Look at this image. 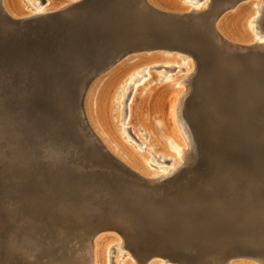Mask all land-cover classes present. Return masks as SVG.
Listing matches in <instances>:
<instances>
[{
    "label": "water",
    "instance_id": "1",
    "mask_svg": "<svg viewBox=\"0 0 264 264\" xmlns=\"http://www.w3.org/2000/svg\"><path fill=\"white\" fill-rule=\"evenodd\" d=\"M149 50L192 56L195 78L201 77L191 92L208 97L183 111L197 145L196 164L187 177H173L160 189L140 183L107 155L80 105L81 89L98 73L127 53ZM239 53L220 49L213 20L184 19L144 0H80L21 22L0 8V119L12 120L31 139L40 175L47 172L49 187L67 204L100 221L122 217L128 239L157 250L140 260L158 255L210 264L262 255L264 230L242 229L262 215L243 199L261 206L258 195L264 194V115L255 119L252 110L264 98L257 83L264 82V61ZM237 76L254 83L227 100ZM35 186L48 188L43 181Z\"/></svg>",
    "mask_w": 264,
    "mask_h": 264
},
{
    "label": "bare ground",
    "instance_id": "2",
    "mask_svg": "<svg viewBox=\"0 0 264 264\" xmlns=\"http://www.w3.org/2000/svg\"><path fill=\"white\" fill-rule=\"evenodd\" d=\"M78 1L80 0H45V1L42 0L43 4H41L42 6H39V4L36 3V0H32L31 3L35 4V6L34 9L30 11L32 13H29V12H25L23 6H21L20 0H0V8L3 9L4 13L8 15L12 21L21 22L23 20H31L35 17H41V16L46 17V15L48 14L60 13L61 11L70 7L72 4ZM202 1L204 2L198 8H192L190 6H189L190 8H186L182 6L180 3H178L177 0H144V2L148 6L157 9L158 11L169 13L172 15L177 14L179 17H182L184 19H189L191 17H194V19L201 21L207 20L210 22L211 20H213V29L217 38V43L221 50H227L231 52L233 55H236L237 57L240 56L239 52L241 51L243 53H246L247 57H253L259 61H264V40L263 41H258L257 39L254 40L257 37L256 36L257 33L256 35H254L255 34L254 31L252 32L254 33L253 35L256 36L255 38H253L252 34L248 32L246 29V23L247 22L251 23V21H253L255 23V29L258 30L259 31L258 33L264 37V6H263L264 1L263 0L260 1L259 0H202ZM261 26H263L262 29ZM159 52L160 51L158 50H149V51H137V52L127 53L126 55L122 56L121 58L113 62L108 68L98 73L88 83L87 87L85 89H81L80 91L81 115L84 117L85 122L87 123V127L91 131L92 135L99 142V144L102 146L104 151H106L107 155L115 162H117L121 167L128 170L132 174L134 179H136L140 183L142 182L145 183V185L148 187H152L155 189L162 188L163 185L169 183V180L173 177H178L180 175H185V174H187L186 175L187 177L191 167H193L196 164L197 155H198L197 145L194 140V135L183 115L184 101L192 91L193 80L195 79L198 70V65L196 61H194L192 56L190 55H184L185 57L183 56L184 59L182 60L185 62V65L188 66L185 69L187 74L183 79L181 78L178 80L177 85H179V88L177 92L173 91L176 92L175 101H173L172 106L170 107L171 108L170 112H168L169 110L165 106L169 98L168 95L170 94L171 91V89H169L167 86L166 89L163 91H161L160 88L155 89V91L151 92L147 96V98L142 102L140 100V96L143 94V92L146 89L142 91L141 88H137L136 86H134L133 89L130 91V95L129 93L126 95V98L128 97L127 100H121L122 96L124 95V91L128 87V85L124 86V83H126L128 79H130V81L136 79L133 78L132 76L133 74H135L138 71L139 73H142L140 75L141 77L140 79H144L149 76L147 72L145 73L143 72L146 68L140 69L142 66H146V65H142V62L144 61V57L145 58L151 57L150 59H152L156 55H159ZM166 53H170L169 54L170 56H167L168 60H166L165 62L166 64L169 65L168 66L162 65L161 67H163L164 70L167 72V74H169L171 72H175V67L173 64L177 63L175 59H178V57L175 56L174 53L176 52L174 51L166 52ZM124 64L132 65V66L123 68ZM177 65L180 66V64ZM140 79L138 78L136 80L139 82V84H142L140 83L141 81ZM123 81L125 82L121 85L120 87L121 91L120 93L118 92V96L115 99L114 96L117 93L118 90L117 87ZM150 83L151 82H149V84ZM86 89H89L87 98L85 92L88 90ZM97 89L100 91L98 94L99 96L90 97L89 99L90 105L88 106V98L90 95V90H91V94H93ZM143 96H145V93L143 94ZM106 97H108L107 103L105 101ZM113 99L117 104L115 123L116 124L119 123L118 114L120 111L122 115L123 123H125V125H127L128 127L130 126L131 128V131L130 129H123V131L125 133H128L131 139H133L134 142L137 144V146L140 147L144 146V144L138 137L137 131H140L144 133V135H147V138L149 139V146L155 147L153 148V150H148L150 151V153L152 152V158L150 160L152 162H156L158 158H169L171 161L169 163L168 170H161L160 172L158 171V173L148 172L146 169H143V166L136 160L131 159L132 164H130L129 162H126V160L116 157L113 151L110 149V147L107 144H105L106 139H109L110 141L115 143L113 136H111L112 134L111 131H113V128L111 125L112 122H111L110 110H111V102H113ZM137 100H139V102ZM125 101H127L126 102L127 104L124 107V109L121 110L119 108V103L121 102L124 103ZM140 104H143V107L145 105L148 106V117L146 119V122H143L140 118L141 117L139 115L140 112H138L139 109L138 106ZM105 105L107 109L106 112H104ZM142 109L140 110L142 111ZM168 114L170 118H168L169 117ZM117 129L119 128L117 127ZM172 129H174V131ZM157 131L161 139H163V141H165L166 144H168L172 149L178 150L179 158H180L179 162L176 161L174 157L167 155L168 153L167 148H164L165 154L163 151L160 152L158 150L156 146H161V144L157 143V140L159 139L157 136ZM98 133H100L101 136ZM137 139H139L140 141ZM117 144L119 145V140H117ZM33 147L34 145L31 139L25 138L23 133L21 134L20 132H18L14 128V122L12 120L0 119V191L5 190V188L10 186L11 184H14L19 187L20 185H22V183H26L27 186L30 187L29 189H31L35 184L38 183V181L45 182L50 180V176L47 174V172H44L42 173V175H40L39 170L37 169L38 166L36 167V165H38L39 160L35 159L33 155ZM121 148H122L121 150L122 152L125 151V153L127 152V154L131 153L125 147L121 146ZM162 163H168V161H165L163 159V162L161 160L160 164ZM26 174H29V176L27 177ZM14 194L17 195V192H14ZM5 196H8V194H5ZM259 198L261 197L259 196ZM263 200L264 199H262V201ZM262 201H261L262 203L261 206L255 204L254 201L248 203V205L250 206L249 209H252L253 211H257V212L260 211L262 215L258 216L261 217V219L257 218V221L253 223L250 227L249 225H246V228L242 229L243 233L245 232L250 233L251 228H257L259 231L261 229L264 230V207H263L264 202ZM61 202L67 204L65 199L62 200ZM6 207L7 206H5V208ZM56 207L58 206L56 205ZM81 212L82 211L80 210L79 211L76 210L73 217L74 219L76 218L79 224L82 222H86L88 220L87 217L91 218L87 214ZM28 213H32V212H28ZM29 217L28 219L31 220L32 218L30 219ZM122 219H123L122 217L120 218L112 217L109 219V221L107 220L108 222L106 224L94 228V230L91 233L85 236L84 240L79 238L76 241L77 245L76 248L74 247L75 250L65 251V254L67 255L66 259L68 260L70 259L69 260L70 263L68 264H110V262L108 263V261L110 260L111 253H113L115 256L114 257L115 263L113 264H118V259H117L118 252L119 253L124 252V254H122L121 256L122 257L127 256L132 260L129 262H124L123 264H188L184 261H173L167 257H162L158 255L152 256L146 261L140 260L139 259L140 257L136 255L131 244L129 243L130 240L128 239L125 231L126 222ZM253 219H255V217L247 218V220H253ZM32 223L34 224L35 221L34 222L32 221ZM23 226L28 231L31 229L33 225H29V223L28 224L25 223V225L24 223L19 224V228L20 227L22 228ZM36 229H34V231ZM15 232L17 233V231ZM22 233H24V231H22ZM18 234L20 235V230H18ZM48 234L50 235L49 232ZM14 235L12 240L10 239L11 241L14 240V243L8 241L9 243L6 245L5 248H3L5 257L6 256L8 258L11 257L14 250L24 251L25 248L23 249V245L27 243L28 244L26 248L30 250V254L39 253L38 252L40 250V249L38 250L39 246L38 244L33 243L34 239L32 238L33 242L29 241V239H31L30 238L31 235L28 236L29 237V239L27 238L28 240L25 239V237H23L22 241L18 240L20 242L16 240V235L15 236ZM72 242L75 243V241ZM29 244H31L32 246ZM49 250L51 249L49 248ZM43 253H45V251ZM66 261L67 260H65V263ZM0 264H2L1 261ZM210 264H264V254L262 255L238 254L229 257L228 259L223 261L221 260L213 261Z\"/></svg>",
    "mask_w": 264,
    "mask_h": 264
},
{
    "label": "rangeland",
    "instance_id": "3",
    "mask_svg": "<svg viewBox=\"0 0 264 264\" xmlns=\"http://www.w3.org/2000/svg\"><path fill=\"white\" fill-rule=\"evenodd\" d=\"M195 1L194 0H191V1H189V0H177L178 3H180L182 6H184L186 8H190V7L198 8L204 2L202 0H199V1H196V2ZM31 2H32V0H20L21 6H23V9L25 10V12L32 13L30 11L32 9H34L35 4H33ZM36 3L39 4V6H42L41 4H43L41 2V0H36ZM263 6H264V3H263ZM38 10H40V9H38ZM246 29H247L248 32H250L252 34L253 38H255L257 36L254 40H256V39L258 41H263L264 40V37L261 36L258 33L259 31L255 29V23L253 21H251V23L250 22L246 23ZM253 31H254L255 34L252 33ZM256 33H257V35H256ZM253 34L256 35V36H254ZM161 52L162 51H160L159 55H156L152 59H150L151 57H148L149 55L146 56L148 58L144 57V61L142 62V65H146V66H142L140 69L146 68L143 72L144 73L147 72L148 75H149L148 77H146L144 79H140L141 78L140 75L142 73H139V71L132 75L133 78H136V79L139 78L142 81V82L140 81V83H142V84H139V82L136 79H134L133 81H130V79H128L126 83H124L125 81H123L117 87L118 90H117V93L115 94L114 98L116 99V97L118 96V92L120 93V91H121L120 87H121V85L123 83H124V86L128 85V87L124 91V95L122 96L121 100H127L128 97L126 98V95L128 93L130 95V91L133 89L134 86H136L137 88H141L142 91H144V89H146L143 92V94L145 93V96H143V94L140 96L141 102L143 100H145L147 98V96L151 92L155 91V89H159L160 88L161 91H163V90L166 89V86H167L169 89H171V91H170V94L168 95L169 98H168V101L166 102L165 106H166V108H168V110H169L168 112H170L171 111L170 107L172 106L173 101H175V93L177 92V90L179 88V85H177L178 80L181 79V78L183 79L185 77V75L187 74L185 69L188 66H186L185 62L182 60L185 57L184 55H180L178 53L177 54L174 53L175 56L178 57V59H175V61H177V63L173 64L174 67H175V72H171V73L167 74V72L161 66L162 65H166V66L169 65V64H166L165 62H166V60H168L167 56H170L169 55L170 53H166V52H162L161 53ZM183 63H184V66H183ZM177 64H180V66L177 65ZM123 66H124L123 68H126V67H129V66H132V65H125L124 64ZM166 66H164V67H166ZM154 67H155V69H154ZM200 77H201V75L199 77L195 78V79H199L200 80ZM253 80L254 81H258L256 77H253ZM149 82H151V83L149 84ZM251 82L254 83L252 80L248 81L247 79H244V78H242L240 76H237L235 81H232V83L230 84V87H228L227 90H226V93H225L226 99L230 100L229 98H231V96H234L236 93L240 94V91H244L245 87H248V86L251 85V84L249 85V83H251ZM200 83L201 82H197V84L200 85V87L205 85V84H202V83L200 84ZM257 83H259V85L261 84L262 89H264V86H263L264 82H263L262 79L259 80ZM86 90H88V91H86L87 93L85 92L86 98H87V95L89 93V89H86ZM97 90L93 94H91V90H90V95H89V98H88V106L90 105V100H89L90 97L99 96L98 94H99L100 91L99 90L97 91ZM173 91H176V92H173ZM107 98L108 97H106V100H105L106 103H107ZM207 98H208L207 97V93L203 92L200 95V94H198V90H195L194 92H191L187 96L186 102L184 101L185 102L184 105L186 107H183V111L186 112V111L189 110L188 108H189L190 104H188V103L192 102L193 106H195V107L198 106L199 107V106H201V104L204 103L203 101H205V102L207 101ZM84 99H85V96H84ZM137 101L139 102V100H137ZM126 102L127 101H125L124 103L123 102L119 103V108L121 110L124 109V107L126 106V104H127ZM263 102H264V98H260L258 102H253L252 103V104H256L255 107L253 108L255 119L258 118V117H263V115H264V110H263V108L261 106V105H263L262 104ZM83 104H84V102H83ZM116 105L117 104H116V102L113 99V102H111V110H110V112H111V122H112L111 125H112V128H113V131H111V130L110 131L112 133L111 136H113L115 143H113L109 139H106L105 140V142H106L105 144H107L110 147V149L113 151V153H114V155L116 157H119V158H121L123 160H126V162H129L130 164H132L131 163L132 162L131 159L136 160L137 162H139L143 166V169H146L148 172L158 173V171L160 172L161 170H168L169 169L168 166H169V163L171 161L169 158H158L157 157L158 159L156 160V162H152L150 160L152 158V152L150 153V151H148V150H153V148H155V147L149 146V139L147 138V135H144V133H142L140 131H137L138 137L140 138V140L144 144V146H141L143 148H141L140 146H137V144L134 142L133 139H131V137L129 136L128 133H125L123 131V129H130V131H131V128H130V126L128 127L127 125H125V123H123L122 115H121L120 111H119V114H118L119 123L118 124L115 123V119H116ZM215 107H219V106L216 105ZM138 108H139L138 112L142 113V114L139 113V115L141 116L140 117L141 120L143 122H146V119L148 117V106L145 105L143 107V104H140L138 106ZM140 109H142V111ZM88 111H89V108H88ZM106 111H107V109H106V105H105L104 106V112H106ZM146 111H147V113H146ZM195 111L197 112L198 108L195 109ZM168 116H169V114H168ZM168 118H170V116ZM116 126L119 129H117ZM172 130L174 131V129H172ZM98 134L100 135V133H98ZM157 136L159 138L157 140V143L161 144V146H156L158 148V150L160 152L163 151L164 154H165V149L164 148H167V150H168L167 155H170L171 157H174V159L179 162L180 158H179L178 150L177 149H172L168 144H166L165 141H163V139H161V137L159 136L158 131H157ZM117 140H119V145L117 144ZM137 140H139V139H137ZM121 146L125 147L131 153L127 154V152L125 153V151L122 152L121 151L122 150ZM127 155H129L130 157L127 156ZM228 158H230V157H228ZM163 159L165 161H168V163L160 164L161 160L163 162ZM43 183L44 184L46 183V186H48L47 189H40V188H38V186H35V185H34L35 187H32L31 189H29L30 187H28L26 183H22V185H20L21 187L20 186L18 187V186L14 185V184H11L7 188H5V190H1L0 191V261H1L2 264H68V263H70L69 262L70 259L69 260L66 259L67 255L65 254V251L75 250L76 245H77L76 241L79 238L84 240L85 236L88 235L89 233H91L94 230V228H96V227H98L100 225H104V224H106L108 222L107 220L106 221L105 220L104 221L103 220L100 221L99 219L95 218V215H91L90 217L92 219L87 217L88 220L86 219L87 220L86 222H82V223L79 224L77 222L76 218L74 219L73 217H74L75 211L76 210L79 211L80 209L78 210L77 207H73V206H71L69 204H65L64 202L62 203L61 201L64 200V197H63L64 195L63 194L62 195L60 194L61 196L58 195L57 194L58 191H56L55 188H50L49 187L50 184H48L46 181L45 182L43 181ZM23 187H24V189H23ZM36 187H37V189H36ZM53 189H54V191H53ZM21 190H22L23 193L21 192ZM248 190H249V188H247V189L245 188L244 192H247ZM14 192H17V195L14 194ZM5 194H8L9 197L5 196ZM259 196L261 198H259ZM38 199H41V200H38ZM262 199H264V194L261 193V194L258 195V200L262 201ZM243 200L245 201L247 207L250 208L248 203L251 202V200L248 201L249 199L245 200V198ZM262 202H264V200ZM34 203L36 204V206H35ZM56 205L58 207H56ZM5 206H7V207L5 208ZM53 208H55V209H53ZM7 210H8V212H7ZM48 210H49V212H48ZM80 211H82V210H80ZM28 212H32V213H28ZM3 213H5V214H3ZM81 213H83V212H81ZM2 214H3V216H2ZM27 215H28V217L30 216L29 217L30 219L31 218L32 219L29 220ZM67 215H68V217H67ZM55 218H56V221H55ZM32 221L33 222L35 221V223L33 224ZM18 222L24 223V225H25V223H27V224L29 223V225H33L31 227L32 230L30 229V230L27 231L24 228V226L22 228L21 227L19 228V224L20 223H18ZM90 222H91V224H90ZM81 224H84V225H81ZM49 225H50V227H49ZM62 225H65V226H62ZM15 226H16V228H15ZM76 227H77V230H76ZM17 229L20 230V235L18 234V230ZM34 229H36V230L34 231ZM38 230H40V231H38ZM47 230L50 233V235L48 234ZM15 231H17V233ZM22 231H24V233H22ZM43 231H44V233H43ZM148 231H150V230H146L144 233H148ZM41 232H42V235H41ZM14 233L16 235V240L17 241L18 240L22 241L23 237H25V239H27V238L29 239L28 236L31 235L30 236L31 239H29V241L30 242L34 241L33 243L38 244V246H39L38 250L40 249L38 251L39 253H37V254H35V253L32 254L31 253L30 254V250L28 248H26V246L28 244L27 243V244L23 245V249L25 248V250H24L25 252L24 251L14 250V252L12 253V256L9 257L10 259L7 256L5 257V253L3 251V248H5L6 245L12 240ZM33 234L35 235L36 238L34 237ZM81 235H83V236H81ZM75 237H76V239H75ZM181 237L183 239H185V238L187 239L188 238V233L181 232ZM49 239H52L53 241L49 240ZM48 240H49V243H48ZM72 241H75V243L72 242ZM18 242H20V241H18ZM135 242H136L135 240L134 241H131V240L129 241V243L131 244V246H132L133 250L135 251L136 255L138 257H140V258L150 254V252L156 251L155 248L154 249L153 248H148V247L140 248V246L137 245V243H135ZM11 243H14V240L11 241ZM29 245H31V244H29ZM69 245H70V247H69ZM49 248L51 250H49ZM44 251H45V253H43ZM218 251L219 250H215L216 253ZM215 252L214 251L210 252L208 256H214ZM114 253H115V251H114ZM122 254H124V252H122V253L118 252V257H117L118 264H123L124 262L132 261L127 256L126 257L125 256L122 257L121 256ZM196 254L201 256V257L205 256L204 253H201V251L196 252ZM68 256H70V255H68ZM39 257H40V259H39ZM114 257H115L114 254L111 253L110 254V260L108 261V263L109 262H110V264L115 263ZM19 258H20V260H19ZM65 260H67L66 263H65ZM205 264H209V263H205Z\"/></svg>",
    "mask_w": 264,
    "mask_h": 264
}]
</instances>
